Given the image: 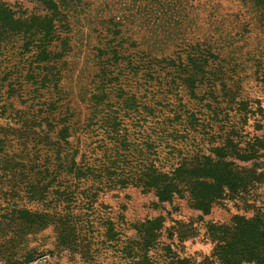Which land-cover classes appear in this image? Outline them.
Here are the masks:
<instances>
[{
	"label": "trees",
	"instance_id": "1",
	"mask_svg": "<svg viewBox=\"0 0 264 264\" xmlns=\"http://www.w3.org/2000/svg\"><path fill=\"white\" fill-rule=\"evenodd\" d=\"M245 1L259 8L264 25V0ZM39 3L41 14L26 15L0 0V67L15 62L0 79V118L6 120L0 182L8 181L1 173L12 172L16 158L31 165L24 188H0V264L36 262L32 244L46 231L54 251L70 256L85 258L109 246L133 253L132 264H155L149 253L160 249L162 235L171 241L165 248L177 247L180 227L165 226V211L115 229L113 218L101 213L103 198L130 189L163 209L183 202L201 217L224 200H253L249 207L259 211L250 218L236 215L206 233L213 264H264V205L256 201L264 165H240L264 164V132L247 140L242 134L261 109L255 102L251 110L253 103L241 96L235 71L214 62L211 47L166 54L168 47L134 45L137 60L125 57L128 49L116 42L112 24L106 31L113 40L102 43L106 36L99 35L96 51L87 52L93 63L87 76L68 78L81 45L73 44L67 15L82 8L81 0ZM120 231L133 234L123 248ZM163 262L190 264L174 257Z\"/></svg>",
	"mask_w": 264,
	"mask_h": 264
},
{
	"label": "rangeland",
	"instance_id": "2",
	"mask_svg": "<svg viewBox=\"0 0 264 264\" xmlns=\"http://www.w3.org/2000/svg\"><path fill=\"white\" fill-rule=\"evenodd\" d=\"M4 2L17 13L26 15L41 14L39 0H4ZM79 7L67 15L72 29L73 44L81 45L78 51L70 58L71 71L68 78L84 73L93 64L87 52L96 51L94 47L102 39V43L113 40L107 34V28L116 25L119 35L116 42L123 43L128 49L125 57L131 56L137 60L135 47L144 45H157L168 47L166 54L176 52L178 49H193L195 47L213 48L214 62L223 66L225 70L235 71V79L241 89V96L253 103L251 110H256L259 104L261 113L254 112L245 126V140L259 136L264 132V25L259 20V8L250 5L245 0H81ZM112 20V21H110ZM110 22V24H109ZM101 35V38L100 36ZM125 42V43H124ZM89 60V61H87ZM87 66L84 67V62ZM15 62L5 60L0 67V79L8 76L13 70ZM227 87L232 88V81H227ZM72 92L74 86H71ZM75 93V89H74ZM74 100H77L76 98ZM257 102V103H255ZM20 105H16V110ZM0 124L6 123L0 118ZM17 164L12 172H3L6 180L2 179L0 188L4 192L16 190L18 185L27 176L28 160L16 158ZM244 167L255 165L263 166L262 162L240 164ZM15 177V181L12 180ZM21 183V184H20ZM256 198L258 206L264 205V186ZM253 200L243 203L238 200H224L218 203L207 217L189 208L183 202H177L175 210L169 207L155 206V200L150 195H144L138 190L130 189L108 195L103 198L107 209L100 208L101 213L113 218L115 229L124 230L145 218L150 219L159 215L164 216L165 211L170 212L166 217L165 226L180 227L179 238L170 247L171 241L166 235L159 239V250L149 253L155 264H164L172 257L188 259L190 264H213L211 254L213 244L207 236V229L212 225H227L236 215L250 218L259 211L257 206L249 207ZM123 214L125 220L118 219ZM126 221V222H125ZM180 223V225L178 224ZM132 232L120 231L118 238L126 245L127 238ZM133 241L132 239L130 242ZM55 239L50 231L41 235L39 242L33 243L37 250V260L33 264H132L134 254L127 251L115 250L107 247L100 253H92L85 258L82 255H68L67 252L54 251ZM97 243V240H92ZM113 245L114 243H110ZM109 245V244H108ZM95 249V246H94ZM163 260V261H162Z\"/></svg>",
	"mask_w": 264,
	"mask_h": 264
}]
</instances>
